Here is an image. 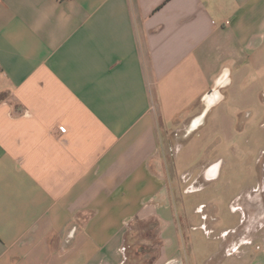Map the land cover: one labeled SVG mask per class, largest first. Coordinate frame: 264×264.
I'll use <instances>...</instances> for the list:
<instances>
[{
	"label": "crops",
	"instance_id": "1",
	"mask_svg": "<svg viewBox=\"0 0 264 264\" xmlns=\"http://www.w3.org/2000/svg\"><path fill=\"white\" fill-rule=\"evenodd\" d=\"M245 65L264 0H0V264H127L147 221L151 264H264L185 241L160 156Z\"/></svg>",
	"mask_w": 264,
	"mask_h": 264
},
{
	"label": "rangeland",
	"instance_id": "2",
	"mask_svg": "<svg viewBox=\"0 0 264 264\" xmlns=\"http://www.w3.org/2000/svg\"><path fill=\"white\" fill-rule=\"evenodd\" d=\"M255 67L245 65L241 77L233 71L221 103L202 114L196 130H180L160 155L185 241L195 237L246 256L264 244V65ZM214 165L219 178L205 180ZM157 229L153 221L130 225L127 264L153 262Z\"/></svg>",
	"mask_w": 264,
	"mask_h": 264
},
{
	"label": "flooded vegetation",
	"instance_id": "3",
	"mask_svg": "<svg viewBox=\"0 0 264 264\" xmlns=\"http://www.w3.org/2000/svg\"><path fill=\"white\" fill-rule=\"evenodd\" d=\"M217 171H218V165H214L211 167V169L209 168L206 172H205V175H204V179L206 177H208V179H212V178H216V175H217ZM206 176V177H205ZM206 180V179H205Z\"/></svg>",
	"mask_w": 264,
	"mask_h": 264
},
{
	"label": "built area",
	"instance_id": "4",
	"mask_svg": "<svg viewBox=\"0 0 264 264\" xmlns=\"http://www.w3.org/2000/svg\"><path fill=\"white\" fill-rule=\"evenodd\" d=\"M58 1H62V0H58Z\"/></svg>",
	"mask_w": 264,
	"mask_h": 264
},
{
	"label": "trees",
	"instance_id": "5",
	"mask_svg": "<svg viewBox=\"0 0 264 264\" xmlns=\"http://www.w3.org/2000/svg\"><path fill=\"white\" fill-rule=\"evenodd\" d=\"M126 243V242H125Z\"/></svg>",
	"mask_w": 264,
	"mask_h": 264
}]
</instances>
